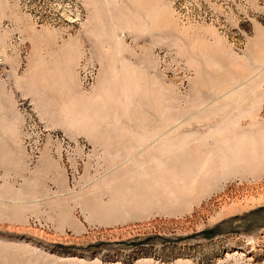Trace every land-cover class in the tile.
I'll return each mask as SVG.
<instances>
[{"label": "rangeland", "instance_id": "obj_1", "mask_svg": "<svg viewBox=\"0 0 264 264\" xmlns=\"http://www.w3.org/2000/svg\"><path fill=\"white\" fill-rule=\"evenodd\" d=\"M0 264H264V0H0Z\"/></svg>", "mask_w": 264, "mask_h": 264}]
</instances>
